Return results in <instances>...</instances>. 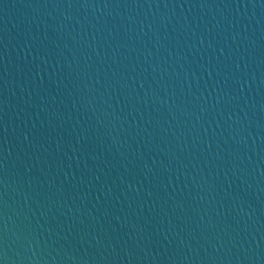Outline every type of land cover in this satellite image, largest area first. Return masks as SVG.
<instances>
[{
    "label": "water",
    "instance_id": "water-1",
    "mask_svg": "<svg viewBox=\"0 0 264 264\" xmlns=\"http://www.w3.org/2000/svg\"><path fill=\"white\" fill-rule=\"evenodd\" d=\"M0 264H264V0H0Z\"/></svg>",
    "mask_w": 264,
    "mask_h": 264
}]
</instances>
